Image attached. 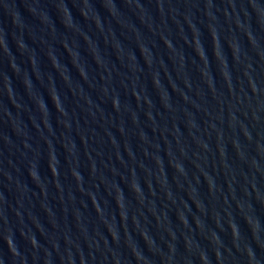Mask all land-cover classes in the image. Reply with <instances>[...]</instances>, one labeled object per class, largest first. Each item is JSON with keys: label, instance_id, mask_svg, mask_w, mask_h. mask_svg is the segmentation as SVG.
<instances>
[{"label": "water", "instance_id": "1", "mask_svg": "<svg viewBox=\"0 0 264 264\" xmlns=\"http://www.w3.org/2000/svg\"><path fill=\"white\" fill-rule=\"evenodd\" d=\"M0 264H264V0H0Z\"/></svg>", "mask_w": 264, "mask_h": 264}]
</instances>
